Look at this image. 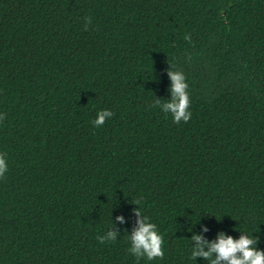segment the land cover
I'll return each mask as SVG.
<instances>
[{
    "label": "trees",
    "instance_id": "trees-1",
    "mask_svg": "<svg viewBox=\"0 0 264 264\" xmlns=\"http://www.w3.org/2000/svg\"><path fill=\"white\" fill-rule=\"evenodd\" d=\"M170 68L186 123L153 103ZM0 113V264H209L190 240L221 232L264 250V0H0ZM136 200L163 258L128 250Z\"/></svg>",
    "mask_w": 264,
    "mask_h": 264
},
{
    "label": "clouds",
    "instance_id": "clouds-1",
    "mask_svg": "<svg viewBox=\"0 0 264 264\" xmlns=\"http://www.w3.org/2000/svg\"><path fill=\"white\" fill-rule=\"evenodd\" d=\"M90 22V18H86L85 27ZM185 39L187 40L189 37L185 36ZM168 74L171 80L170 99L155 100L153 103L159 106L165 114L170 113L174 123L179 124L181 121L186 123L191 118L192 112L190 111L189 85L185 74L179 70H172V68L169 69ZM113 115L114 113L110 109H101L97 111L92 123L99 127ZM2 119L3 113H0V120ZM8 167L6 155L0 152V178L4 177ZM135 203L139 205L136 209L137 216L143 218L137 220L138 227L128 235L130 239L129 252L138 260L141 257L148 260L163 258L165 255L163 234L159 232L157 225L147 215H144L140 207V200H136ZM117 219L122 222L124 220L122 216L117 217ZM205 231H207L206 228ZM98 239L102 243L106 240L115 241L116 233L107 231L106 235H101ZM190 241L198 242L191 247L189 258L192 260H196V257H203L209 261V264H222V262H227V264H264V250L256 247L258 238L253 233L234 238L221 232L216 241L213 242L204 240L201 235L196 234L192 236ZM205 245H207V250H205Z\"/></svg>",
    "mask_w": 264,
    "mask_h": 264
}]
</instances>
